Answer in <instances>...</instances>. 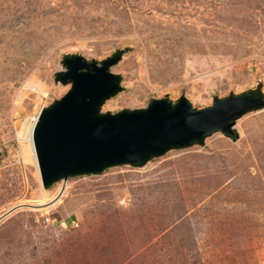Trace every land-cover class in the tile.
I'll return each mask as SVG.
<instances>
[{
  "label": "rangeland",
  "instance_id": "rangeland-1",
  "mask_svg": "<svg viewBox=\"0 0 264 264\" xmlns=\"http://www.w3.org/2000/svg\"><path fill=\"white\" fill-rule=\"evenodd\" d=\"M117 51L102 113L264 93V0H0V264H264V109L237 141L43 188L31 133L63 58Z\"/></svg>",
  "mask_w": 264,
  "mask_h": 264
},
{
  "label": "water",
  "instance_id": "water-1",
  "mask_svg": "<svg viewBox=\"0 0 264 264\" xmlns=\"http://www.w3.org/2000/svg\"><path fill=\"white\" fill-rule=\"evenodd\" d=\"M124 53L117 51L100 62L76 54L63 58V71L55 75V83L70 89L41 110L32 135L44 189L112 167L141 168L172 150L204 146L215 133L237 141V122L264 109L260 86L216 97L202 110L194 109L183 96L175 104L165 98L152 100L147 109L102 113L105 103L123 91L122 78L111 69Z\"/></svg>",
  "mask_w": 264,
  "mask_h": 264
},
{
  "label": "bare ground",
  "instance_id": "bare-ground-1",
  "mask_svg": "<svg viewBox=\"0 0 264 264\" xmlns=\"http://www.w3.org/2000/svg\"><path fill=\"white\" fill-rule=\"evenodd\" d=\"M38 119V118H37ZM37 123V121L35 122V124ZM34 127H35V125H34ZM33 130H34V128H33ZM32 135H33V131H32V133H31V144H32V149H33V152H34V147H33V139H32ZM34 157H35V154H34ZM36 158V157H35ZM38 166V165H37ZM39 170V169H38ZM40 175V174H39Z\"/></svg>",
  "mask_w": 264,
  "mask_h": 264
}]
</instances>
